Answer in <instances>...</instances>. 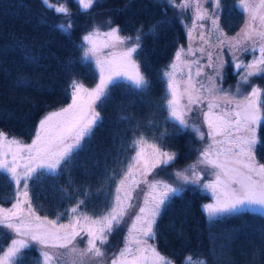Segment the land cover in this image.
<instances>
[{
  "label": "snow or ice",
  "instance_id": "6c2138e0",
  "mask_svg": "<svg viewBox=\"0 0 264 264\" xmlns=\"http://www.w3.org/2000/svg\"><path fill=\"white\" fill-rule=\"evenodd\" d=\"M41 2L63 15L65 19L55 27L70 33L73 22L66 0ZM207 2L208 0H166V3L182 12L192 10L194 27L197 21L211 22L207 33H199L204 44H209L213 34L218 33L216 40L220 45L227 40L230 48L247 52V45L250 44L251 51L255 53L258 46L260 54L258 57L254 56L249 63H236L235 68L243 69V72L238 73L240 80L235 94L223 90L215 83L216 78L221 77L219 68L216 69L215 76L208 77L209 85L193 80L190 68L192 62L184 59L192 54L191 47L185 51L181 46L169 66L171 70L163 71L169 93L165 98L167 119L175 122L178 132L190 129L200 140L207 137L211 141L199 149L196 163L177 170L173 183L148 180L152 170L174 162L176 153L165 151L156 143L147 144L145 135L138 132L131 141L135 155L130 156L126 162L118 160L120 170L113 169L112 175L108 177L116 187L114 193L110 194L112 198L102 215L92 218L84 213L81 210L84 199H78L65 213L57 214V219L67 214L68 224H57V220L37 215L32 205L29 181L42 182L47 173L55 175L72 167L86 138L92 135L94 127L102 119L96 106L103 105L110 99V85L116 84L120 79L127 80L133 89L139 90L142 102L147 103L143 96L150 91V81L136 58L143 47V26L136 30L135 35H121L119 25L110 26L103 33L111 40V43H105V47L118 48L119 52L105 60L97 56L94 38L101 33L94 26L82 36L81 41L87 45L83 49L84 58L96 57L99 82L95 87L87 88L82 82L72 78L68 84L72 102L42 118L30 144L0 131V172L6 173V179L15 186L14 202L9 201L11 207L0 206V228L14 234L7 247L0 248V264H22L25 250L33 243L40 246L41 259L37 264H174L172 259L157 251L154 244H149L148 239L155 238L156 220L167 202L173 196L180 195L187 184H202L204 189L212 192L215 203L203 206L211 219L218 218L221 214L245 210L264 213V163L257 159V148L262 143L258 129L264 125V88L251 83L252 77L264 74V0H237L235 6L247 14V19L240 32L231 39L225 36L219 26L222 0H212L211 11L204 7ZM77 3L82 11L87 12L96 0H77ZM168 22L167 18L157 21L149 31L155 34L157 26ZM108 24L111 25V20ZM198 26L200 29L205 28L204 23ZM191 31L190 28L189 36ZM200 51L203 52L204 49L201 48ZM208 58V66L214 67L211 52H208ZM177 61L189 66V74L185 80L176 79ZM195 63L198 65L196 75L200 76L203 66H199L198 61ZM222 67L221 64L220 68ZM18 83L25 82L21 80ZM245 86L250 91L241 94V87ZM205 102L207 111L200 107ZM217 109L219 111H215ZM189 113L203 116L207 132L201 129L196 120L191 119ZM148 123L151 124L152 121ZM160 135L164 137L166 132ZM146 144L150 151L145 150ZM200 165L205 167L200 168ZM207 168L213 170L214 179L204 182L201 172L206 173ZM141 184L147 185L149 189L142 205L134 203V193ZM59 190L62 198H73L66 188ZM80 195L86 196L87 192L81 191ZM122 227L127 228L123 246L109 254L105 247L109 243V237ZM81 243L84 244L82 248ZM255 255L254 252L253 256ZM69 257H72L71 261ZM184 264H208V261L206 258L194 259L192 255H186Z\"/></svg>",
  "mask_w": 264,
  "mask_h": 264
},
{
  "label": "trees",
  "instance_id": "16d2710c",
  "mask_svg": "<svg viewBox=\"0 0 264 264\" xmlns=\"http://www.w3.org/2000/svg\"><path fill=\"white\" fill-rule=\"evenodd\" d=\"M236 2L222 0L219 26L225 33L234 32L243 22L244 13ZM66 5L73 22L70 33L55 27L65 18L41 0H0V130L20 140L30 139L41 115L69 100L72 78L86 85L96 82L98 70L90 56L84 58L81 38L85 31L109 20L111 25H119L123 35H135L143 26V47L136 58L150 81V91L143 96L144 103L139 90L127 80L110 85V99L96 106L102 119L86 138L72 167L55 175L47 173L42 182L29 181L33 207L56 219L78 199L85 200L81 210L90 215L108 208L115 186L108 177L113 169L120 170L118 160L126 162L134 154L131 141L136 133L142 132L146 139L176 153L174 162L164 166L166 175L193 158L200 143L190 129L177 131L175 122L167 119L165 107L167 78L162 73L186 44L180 9L166 0H96L87 12L77 0H66ZM165 18L169 22L157 26L152 34L150 27ZM234 74L228 63L224 80H232ZM21 80L25 83H18ZM251 83L264 88V74L252 77ZM162 132H166L164 137ZM258 135L262 143L257 159L264 163V125ZM60 188H66L73 198H62ZM81 191L87 195L81 196ZM13 194L14 185L0 172V203H7ZM208 197L207 192L187 184L180 195L167 202L154 228L158 249L174 264H184L186 255L206 258L208 264H264V213L245 210L211 219L202 208ZM68 219L65 214L57 220ZM11 237L9 230L0 228V248ZM118 237L117 232L111 235L107 246H117L120 242L114 241ZM40 259V251L31 245L22 264H37Z\"/></svg>",
  "mask_w": 264,
  "mask_h": 264
},
{
  "label": "rangeland",
  "instance_id": "374dc122",
  "mask_svg": "<svg viewBox=\"0 0 264 264\" xmlns=\"http://www.w3.org/2000/svg\"><path fill=\"white\" fill-rule=\"evenodd\" d=\"M51 2V1H50ZM211 6H212V0H208L207 3H205L204 7L209 8V11H211ZM181 12V20L183 22L185 31H186V44L185 46H183V48L185 49V51H187L189 49V47H191L192 49V54H189L187 56L184 57V59H186L187 61L192 62L190 65L191 68V75L193 80L195 81H202L205 85H209V79L208 77H212L215 76V71L217 68H219V71L221 73V77L216 78L215 83L221 87L223 90L228 91L230 93L235 94L236 92V87H237V82L240 80V75L238 73H242L243 69H236L235 65L236 63L243 61L245 64L251 62V60L253 59L254 56H259V50H258V46H257V50L255 51V53H253L251 51V45H247L249 47V51L247 52H243V51H236L234 48H230L229 47V43L226 40L225 43L223 45H220L218 43V41L216 40V35H218V33L213 34V36L211 37L209 44H204L200 38H199V33L201 31H204L205 33H207L208 29L211 28V22L210 21H197L196 22V26H193V15L194 12L192 10H188L185 12H182V10L180 9ZM247 19V14L244 13V18H243V22L241 23V25L232 33H225V36L228 37L229 39L235 37L237 35V33L240 32L241 28L244 25L245 20ZM200 23H204L205 24V28L204 29H200L199 28V24ZM185 25H187V27H185ZM110 26H114V25H109V24H104V25H97L95 27H98L100 29V35L95 37V42L97 45V56L99 57V59L101 60H105V59H111L112 54H117L119 52V49H113L111 47H105V43H111L110 38H106L103 33L107 32L110 28ZM93 28V27H92ZM91 28V29H92ZM192 29L191 31V36H189V29ZM91 29L85 31V34H87ZM123 35V34H121ZM87 47V45L84 44V48ZM203 48L204 51L201 52L200 49ZM208 52L212 53V61L211 63L214 65V67H210L208 66L210 61L208 58ZM93 59L94 65L96 66L97 70H98V74H99V68L97 67L96 63H95V59L96 57L90 56ZM175 58V57H174ZM174 58L172 59V61L170 62V64L173 62ZM196 61H198L199 66H203L202 71H201V75L197 76L196 75V71H197V67L198 65L195 63ZM231 64L232 66V71H235L234 74V78L229 77V80H224L225 75L223 76L224 73V69L225 66L227 64ZM169 64V66H170ZM223 65L222 68H220V65ZM169 66L167 67L168 70H171L169 68ZM189 74V66L177 61V68L175 70V75H176V79L177 80H185L187 79V76ZM99 82V75L98 78L96 80V82H94L91 85H85V87L87 88H94L95 85ZM254 84V83H252ZM256 85V84H255ZM247 91H250V88L248 87H241V94L246 93ZM168 92V89H167ZM169 94V93H168ZM167 94V96H168ZM72 102L71 100V94H70V98L67 102H65L64 104L58 106V107H54L51 108L47 111H45L41 117L38 119L37 124H36V128L35 131L38 127L39 121L44 118L47 114L52 113V112H56L59 111L61 108L67 107L68 104H70ZM206 103L205 102L203 105H200V107H202L204 109V111H207V107H206ZM215 111H219L218 109ZM189 116L191 117V119L196 120L199 123V126L201 127V129L205 132H207V125L203 122V116L199 115L197 116L196 113H189ZM3 131V130H0ZM4 132V131H3ZM6 133V132H5ZM7 134V133H6ZM9 137H14L12 135L7 134ZM35 132L33 134V136L28 139V140H21L26 144H30L32 139L34 138ZM16 138V137H15ZM20 140V139H19ZM147 140V144H153V142H151L150 140ZM211 141L205 137V140H200V143L198 144L197 148H196V152L193 156V158H191L190 160L184 162L182 165L178 166V167H173L172 171L169 175H166V169H164V166H161L160 168L154 169L152 170V172L148 175L147 179L148 180H159V181H163L165 183H173L175 181V175L174 173L177 170H183L186 167H188L189 165H192L194 163H196L198 157H199V149L203 148L206 146V143H210ZM147 144L144 146L146 151H150V149L147 147ZM165 150V149H164ZM167 151V150H165ZM171 152V151H170ZM135 155V152L134 154ZM200 168H204V165H200ZM166 168V167H165ZM159 170V171H158ZM212 169L211 168H207L206 169V173L205 172H201V176L204 177V182L210 181L212 179H214V176L212 175ZM185 186V185H184ZM195 186H197L200 190L205 191L209 194V197L207 199H205L202 202V208L204 210V212L207 214L206 210L204 209V205L205 204H209V203H215V197L213 196L212 192L204 189L202 187V184H195ZM116 185L114 186V190H115ZM141 189H143V191H141ZM14 191H15V186H14ZM149 191V189L147 188V185L145 184H141L140 188L136 189L134 196H136V200L134 201V203L137 204H143V198L145 193H147ZM11 202H14V194L11 197V199L9 200ZM7 202V203H0V206L5 207V208H10L11 207V202ZM35 209V208H34ZM36 210V209H35ZM107 210V209H106ZM105 210V211H106ZM105 211L99 213L98 215H90L87 214L89 217L92 218H96L99 217L100 215H102ZM257 211V210H256ZM260 212V211H259ZM37 215L44 217L46 215H43L41 213H39L36 210ZM48 217V216H47ZM50 220H57L54 217H48ZM127 219V218H126ZM69 223V219L68 220H57V224H68ZM128 223L130 224L131 221L129 220ZM127 233V228L126 227H122V229L120 231H117V234H119V239L117 238L114 243H118L117 246L115 247H109V246H105L108 253L111 254L113 252H116L119 250V248H121L123 246V239L124 236ZM12 237L14 234H12ZM83 235V233H82ZM11 237V238H12ZM78 240L80 239L79 237L77 238ZM10 242V241H9ZM148 243L149 244H154L157 251H159L162 255H164L156 246L155 242L153 239H148ZM8 245V243H7ZM7 245L4 247L6 248ZM32 245H34L36 248H38V250L40 249V246L33 243ZM108 245H110L108 243ZM80 247H84V244L81 243ZM165 257L169 258L168 256L164 255ZM72 257H69V261H71Z\"/></svg>",
  "mask_w": 264,
  "mask_h": 264
}]
</instances>
